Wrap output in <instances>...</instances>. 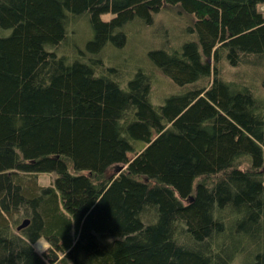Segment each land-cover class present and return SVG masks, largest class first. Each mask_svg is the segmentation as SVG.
Segmentation results:
<instances>
[{
	"label": "trees",
	"instance_id": "16d2710c",
	"mask_svg": "<svg viewBox=\"0 0 264 264\" xmlns=\"http://www.w3.org/2000/svg\"><path fill=\"white\" fill-rule=\"evenodd\" d=\"M164 8L193 21L156 106L100 55ZM263 58L264 0H0V264H264V105L220 71Z\"/></svg>",
	"mask_w": 264,
	"mask_h": 264
},
{
	"label": "rangeland",
	"instance_id": "374dc122",
	"mask_svg": "<svg viewBox=\"0 0 264 264\" xmlns=\"http://www.w3.org/2000/svg\"><path fill=\"white\" fill-rule=\"evenodd\" d=\"M112 15L104 16L105 20L111 19ZM81 21V20H80ZM191 15H181L175 9L164 8L159 12L153 23L149 26L134 25L128 31V39L124 46L111 43L103 50L102 57L106 66L118 65L122 67L125 77L129 78L138 68L144 69L151 77L152 102L154 105L164 104L165 99L171 95L181 93L178 88L164 73L154 65L150 59L149 52L160 48H167L169 52L180 50L181 44L191 38L184 34L185 26L191 24ZM73 35L63 46L64 54L76 56L79 48L85 50L86 44L92 37V28L87 21L72 23ZM64 44V43H63ZM221 76L227 80L239 83L249 88L262 105H264V58L260 64L248 63L237 67H231L229 63H220ZM115 169H110L107 176L115 174ZM55 173L38 175L40 185L48 186L54 183ZM39 253L54 256L49 250V244L41 239L35 244ZM60 257V255H58ZM238 259V258H237ZM236 259V261H237Z\"/></svg>",
	"mask_w": 264,
	"mask_h": 264
},
{
	"label": "water",
	"instance_id": "95a60500",
	"mask_svg": "<svg viewBox=\"0 0 264 264\" xmlns=\"http://www.w3.org/2000/svg\"><path fill=\"white\" fill-rule=\"evenodd\" d=\"M122 170H123V167L117 168V172H120ZM28 223H29V220L24 221L23 224L18 227V229L20 230L22 227H25Z\"/></svg>",
	"mask_w": 264,
	"mask_h": 264
}]
</instances>
